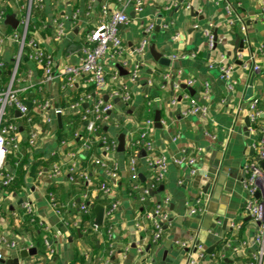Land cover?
<instances>
[{"label": "crops", "instance_id": "0c3cea01", "mask_svg": "<svg viewBox=\"0 0 264 264\" xmlns=\"http://www.w3.org/2000/svg\"><path fill=\"white\" fill-rule=\"evenodd\" d=\"M88 2L42 0L39 14L31 17L30 35L52 58L54 64L53 80L42 85L46 92L44 100L50 103L46 116L51 118V122L43 125L40 119L37 120L44 134L35 150L25 154L23 164L16 162L10 166L6 163V170L13 172L15 181L8 190L0 187V237L15 242L17 248L9 250L0 245L2 259L18 258L21 250L34 248L36 254L19 260V264H104L105 261L107 264H185L187 249L180 244L194 239L203 247L205 254L213 247L212 254L223 255V259L216 264H264V243L262 246L250 243L258 224L246 214L247 197L241 185L243 165L253 155L254 152L250 155V150L257 139L255 131H244L245 106L251 98L257 97L260 109L264 111V71L253 75L241 69L249 53L264 41V19L256 0H225L222 7L216 6L215 0H144L143 11L138 15L134 14L131 5L127 6L125 11L130 21L128 25L119 27V34L124 47L123 60L131 63L137 60L141 64L137 80L130 81L128 75L120 76L116 64L111 66L110 60L102 59L108 81V88L102 98L124 88L130 94V102L127 104L113 100L111 116L117 124L104 128L106 136L111 140L117 141V135H124V152L104 153L100 144L95 146L93 143L88 151H81L77 156L78 162L84 164L92 174L94 184L89 194L90 204L103 208L108 207L112 201L118 204L111 219L113 241L109 243L112 248L106 250L108 240L104 232L93 233L90 230L91 224H94V214L87 215L80 234L79 228L73 226L80 220L76 213L63 210L58 216L52 211L48 204V194L54 195L56 201L66 207L70 202L78 203L85 190L82 191L64 177L47 179V172L54 164H62L63 167L67 164L65 153L69 147L71 150L79 149V146L63 148L61 144H56L58 127L53 110L66 109L75 94L80 92V96L84 93L81 90L87 88L80 79L73 88L63 89L59 71L64 65L77 61V50H72V47L81 46L85 34L98 27L103 20L101 6H106L109 12L118 11L122 6L117 0H95L88 12ZM187 2L190 4L189 9L185 7ZM23 3L18 0L8 5L0 0V12L5 14V18L13 16L17 20V8ZM175 3L177 7H174ZM224 7H228L229 12ZM74 13H78L79 18L72 22L70 17ZM59 19H66L67 31L65 39L60 43L53 39V24ZM157 22L159 28L156 31ZM146 24L154 25L152 33L147 36L148 46L154 44L158 53L170 59L167 67L151 58L148 46L147 52L141 57L134 54L144 36L143 28ZM194 25L198 28L194 29ZM241 26L245 32L240 31ZM0 30L11 35L17 28L12 29L4 19L0 23ZM204 30L216 34L217 39H224L209 49L203 36ZM16 51L15 43L8 39L0 40L1 63H12ZM221 55L225 59L224 63L232 68L231 87L218 71ZM173 56L177 58L173 59ZM23 63L25 69L22 72H29L26 77L28 85L38 84L42 77L41 68L27 60ZM166 75L167 79L163 80ZM188 81L194 84L187 86ZM250 82L253 93L245 101V92ZM205 83L209 88L206 117L183 118L180 112L186 105L180 103L171 106L172 96L188 93L200 102V93ZM175 85H178V90L174 88ZM183 85L187 89H183ZM146 99L151 105L147 112L143 110ZM156 111L159 113L161 128L152 126L150 131L153 153L169 157L183 151L194 157L197 173L205 169L206 176L212 179L205 194L202 189L193 186L197 174L189 178L185 168L174 165L169 167L164 179L153 186V172L145 166L143 152L137 155L138 180L136 183L130 180L131 155L127 150L129 136L136 133L147 118L153 119ZM62 115L72 114L64 112ZM20 138L23 144L26 143V133L22 131ZM95 157L109 160L117 167L116 179L108 182L111 191L109 195H101L98 191L100 183L106 179L91 163ZM34 163L41 166L47 164L46 170L41 168L45 172L44 176L39 177L38 173L30 176ZM199 185L204 186V182H199ZM94 188H97V193ZM144 189L148 190V195L141 202L139 198ZM198 198L203 202L204 212L189 217L187 209ZM165 199L168 200L166 209L170 224L164 226L161 239L152 242L150 223L142 217L155 206L164 205ZM25 201L33 207L34 223L29 222L21 208ZM231 224L237 228L232 229ZM26 225L27 228L36 226L41 237L48 239L50 249L42 245L40 250L35 245L38 231L24 230ZM139 242L143 244L142 254L137 251L136 244ZM234 247L235 252L232 251ZM261 250L263 255H257L254 262V254ZM192 258L196 259V255L192 254ZM208 260V257L205 258L201 264H207Z\"/></svg>", "mask_w": 264, "mask_h": 264}, {"label": "built area", "instance_id": "2783aa9c", "mask_svg": "<svg viewBox=\"0 0 264 264\" xmlns=\"http://www.w3.org/2000/svg\"><path fill=\"white\" fill-rule=\"evenodd\" d=\"M4 1V0H3ZM18 1V0H13ZM122 6L121 9L114 12H109L106 6H101V14L103 20L98 27L85 34L80 48L77 50V61L72 64H66L60 69L59 75L61 77L62 88H73L77 82L82 79L85 87H92V95L85 92L80 95L79 99L71 102L66 109L57 108L53 110V115H62L64 112L68 114H75L81 112V109H85L81 120L84 122V131L86 137L79 145L78 150H69L65 153L68 160L67 164L63 167L62 164H54L47 172V179L64 177L72 184L84 187V192L81 195V200L78 203L70 202L66 207L60 205L54 195L48 194V204L52 211L60 216L64 211L71 210L76 213L80 220L74 223V227L79 228L81 217L90 214V199L89 194L93 191V178L92 174L87 171L85 167L78 162L77 156L81 151H88L93 143L97 142V138H94V134L102 127L109 125H116L117 121L111 116L114 110L113 100H119L123 104L130 102V94L127 90L121 89L113 91L105 99L102 95L108 88V81L106 78L105 66L102 64V59L107 58L110 60L111 66L119 65L127 71L130 81H135L138 78V71L140 63L134 60L133 63L123 60L124 47L121 42L119 27L128 25L130 19L125 9L131 5L134 14H140L143 11L144 0H117ZM190 1V0H188ZM95 0H89L87 5V11L90 12ZM256 4L260 11L261 16L264 19V0H256ZM215 5L222 7L225 5V0H215ZM174 7H177L176 3ZM187 9L190 8L189 2L185 4ZM32 8L41 9L42 0H25V2L17 8V30L11 35H6L0 30V40H10L16 44L17 51L12 58V68L9 72V80L6 87L0 91V187L6 188L14 181V174L11 171L6 170V159L9 154H20V148L22 140L20 135L26 133V145L27 152L31 153L38 146L43 130L40 129L36 123L38 119L41 120L43 125H48L51 122V118L46 116L47 111L50 109V103L47 100L41 101H29L31 103V109H28L24 105V101L21 100L20 95L34 88L41 90L42 85L53 80V60L47 55L39 46L35 38L31 37L30 23H31V10ZM226 12H229L228 7H224ZM79 18L78 13H74L70 20L72 22L77 21ZM5 17L0 12V23H3ZM66 19L56 20L53 24V39L56 42H62L66 37ZM194 29L198 28L197 25L193 26ZM154 29L153 24H146L143 28V37L135 49L134 54L136 57H141L147 52L148 40L147 36L152 33ZM241 32H245L243 26L240 27ZM203 36L207 40V46L212 49L216 43L222 42L224 38L214 39V35L210 30H204ZM173 59L177 57L173 56ZM33 63L35 66L40 67L42 70V77L38 84L29 86L26 81L28 73L22 72L23 61ZM218 71L220 77L228 82V86L233 85L232 80V68L225 64V59L221 55L219 58ZM3 63L0 62V70L3 68ZM212 67V66H209ZM241 69L246 72L254 74H260L264 71V41L262 44L255 47L253 51L249 53L248 60L242 62ZM167 79V75L163 77V80ZM194 84L193 81H188L187 86ZM178 90V85L174 86ZM208 84L205 83L202 86L200 93V102L189 96L188 93H183L180 96H172L170 100L171 106H176L180 103H184L186 106L181 110L180 115L183 118L197 117L204 119L208 113L207 103L209 100ZM28 102V101H27ZM89 103V104H88ZM85 105V106H84ZM147 106H151L147 103ZM11 110L12 114L8 116V110ZM32 110V112H30ZM246 117L249 121V129L255 131L257 139L252 145L253 155L247 159L242 169L241 185L244 193L246 194L245 211L246 214L255 222L258 227L256 233L250 242L251 245L262 246L264 243V168H261L260 163L264 165V111L260 109L259 98H251L246 106ZM13 113L15 117L13 118ZM18 115V116H17ZM153 126V119L147 118L139 127L136 133L129 136L127 150L130 153L129 160V178L133 182L138 180V172L136 168L137 155L141 152L145 154V166L151 169L153 172V186L160 183L167 174V171L171 165L185 168L189 178H193L197 174L196 160L194 157L187 155L185 152L167 156H156L153 153V145L150 139V131ZM75 137L77 134L74 135ZM104 153H111L116 151L117 141L111 140L108 136H103L98 139ZM175 139H173L174 141ZM70 145H74L73 141L61 142V147L66 148ZM94 168L98 169L100 173L105 177L106 181L100 183L98 191L101 195L110 194L109 181L114 180L117 177V167L111 161H107L104 158H93L91 160ZM45 175L43 170L38 171V176ZM151 186L150 188H152ZM92 190V191H91ZM97 193V188H94ZM258 193L259 197L255 198L254 194ZM148 195V190L144 189L141 193L139 200L144 202ZM168 200L165 199L164 205H157L152 211H148L143 214L142 219L150 223L152 242H157L161 239L164 233V226L170 224L169 216L167 213ZM2 206V197L0 196V208ZM21 208L24 215L30 223H34V212L31 203L28 201L22 202ZM118 209V204L112 201L108 207L104 208L103 219L101 226H96L93 223L90 226V230L93 233L104 232L108 243L113 241L111 219ZM204 212V205L200 198L196 199L191 207H188L187 214L189 217L201 215ZM39 226H43L38 223ZM232 229H236L237 226L231 224ZM181 243V247L187 249L185 264H201V262L208 257L207 264H216L223 259L222 254L214 255L205 254V251L201 245L193 241ZM43 244L47 249H50L48 239H43ZM0 245L14 250L17 248V244L13 241L8 242L5 238L0 237ZM139 254L143 253V244L141 242L136 244ZM227 248H230L226 244ZM50 251V250H49ZM233 252L236 251L234 247ZM51 252V251H50ZM192 254L196 255V259L192 258ZM260 257L263 255V250L256 252L253 257L254 262L257 260V255ZM2 255L0 254V260ZM104 264H107L106 261ZM140 264V263H138Z\"/></svg>", "mask_w": 264, "mask_h": 264}, {"label": "trees", "instance_id": "16d2710c", "mask_svg": "<svg viewBox=\"0 0 264 264\" xmlns=\"http://www.w3.org/2000/svg\"><path fill=\"white\" fill-rule=\"evenodd\" d=\"M20 1H21V3L25 2V0H20ZM4 2H5V4L11 5L13 0H4ZM2 14L5 15L4 13H2ZM38 14H39L38 9L37 8H32L31 17L37 16ZM30 27L32 28L31 23H30ZM7 28L10 29L9 27H7ZM31 28H30V30H31ZM79 48H80L79 45H75V46L72 47V50H78ZM12 64L13 63H8L6 65H3V68L0 70V91L3 90L6 87L7 83H8L9 72H10V70L12 68ZM24 65L25 64L23 63V65L21 66L23 70L25 69ZM37 89L38 88L36 87V88H34L32 90H29V91H27L25 93H22L20 95L21 100L22 101H26V100L27 101H33V100L41 101V100H44L45 97H46V92L44 91L43 88H41V91H38ZM91 90H92V87H87V88H85V89H83L81 91H84L86 94L92 95ZM79 94H80V92H77L75 94L74 98L70 102H74V101L78 100L79 97H80ZM147 103H148L147 99L144 100L143 110L145 112H147L146 111L147 109H148V111L150 109V107H148L146 105ZM84 111H86V110L85 109H81V112H79V113H75V114H72V115H69V116L61 115L62 127H61V129H57L56 130V137H55L57 145L61 144V142H63V141H68V140L69 141H73V144H74L73 147L81 145L82 141H84V139L86 137V132L84 131V122L81 120V117L84 114ZM30 112H32V110H30ZM11 114H12V112L9 109L8 110V116L11 115ZM104 128H105V126H102L94 134V138L95 137L97 138V142L94 143L95 146L100 144L98 139L106 135V132L104 131L105 130ZM75 134H77L76 137L74 136ZM71 149L72 148L69 147V150H71ZM25 154L27 155V145H26V143H24V144L22 143L21 144V148H20V154H17V153L16 154H14V153L9 154L7 159H6V162L10 166H13L16 162H19V163L21 162V164H23ZM21 159H22V161H20ZM46 166H47V164H44V165L41 166L38 163H34L32 165V167H31V170H30V176L31 177L35 176L41 168L42 169L47 168ZM82 167H84V164H82ZM14 181H15V179H14ZM14 181L8 187L3 188V189L8 190V189L12 188L13 185H14ZM77 187H79V185ZM80 189L83 191L84 187L81 188V186H80ZM90 213H91V216H92V214H93L92 210H90ZM86 217L87 216H82L81 217V221H80L81 223H80L79 231H78L80 234L82 232V228L84 226ZM27 226L28 225H26V227H24V230L35 231V232L38 231L36 233L35 245L37 247H39L40 250H42V245L44 246V244H43V238L41 237V235L39 233V230L37 229L36 226H33L32 228L31 227L27 228ZM111 246L112 245H110V243H107L106 250L112 248Z\"/></svg>", "mask_w": 264, "mask_h": 264}, {"label": "water", "instance_id": "95a60500", "mask_svg": "<svg viewBox=\"0 0 264 264\" xmlns=\"http://www.w3.org/2000/svg\"><path fill=\"white\" fill-rule=\"evenodd\" d=\"M5 23L7 25H9L12 29H16L18 26V22L17 20L13 17V16H7L5 18ZM159 26V22H157V27H156V31L158 30ZM216 34H214V39H216ZM148 51H149V55L151 56V58L157 62L159 65L161 66H168L170 59L169 58H165L163 57V55H161L160 53H158L155 50L154 44H150L148 46ZM26 60V59H24ZM116 69L119 72L120 76H126L127 75V71H125L124 69H122L119 65H116ZM183 89H187L186 85L182 86ZM252 83L250 82L249 87L247 88L246 92H245V96H244V100L247 101L248 99L251 98L252 96ZM24 105L28 108L31 109V103L24 101ZM85 106V105H84ZM18 116V115H17ZM244 131H248L249 129V121L248 118L245 117L244 118ZM56 123H57V127L58 129H61V117L60 115L56 116ZM153 126L155 128H161V124H160V117H159V113L156 111L154 113V117H153ZM117 139V147H116V151L118 153H122L124 152V135L119 134L116 137ZM253 153V150H250V155ZM144 154V153H143ZM261 168H264L263 163H260ZM206 171L205 169H201L200 171H198L197 175L194 177L193 179V186L195 188H200L202 189V192L205 194L209 185L212 183V179L208 178L206 176ZM199 182H204V186L199 185ZM255 198H258L259 195L258 193L254 194ZM90 209L92 210L93 214H94V225L96 226H101L102 224V219H103V212H104V208L100 205H95V204H90L89 205ZM225 224V222H224ZM213 251V247H210L206 253L210 254ZM36 254V250L34 248H30L28 250H21L19 252V256L18 258H6V259H1L0 260V264H19V260H24L28 257L34 256Z\"/></svg>", "mask_w": 264, "mask_h": 264}]
</instances>
